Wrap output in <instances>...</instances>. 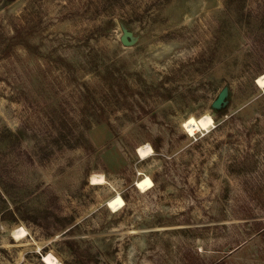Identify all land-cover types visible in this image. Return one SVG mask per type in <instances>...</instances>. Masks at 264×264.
I'll list each match as a JSON object with an SVG mask.
<instances>
[{
	"label": "rangeland",
	"instance_id": "374dc122",
	"mask_svg": "<svg viewBox=\"0 0 264 264\" xmlns=\"http://www.w3.org/2000/svg\"><path fill=\"white\" fill-rule=\"evenodd\" d=\"M262 11L0 0V264H264Z\"/></svg>",
	"mask_w": 264,
	"mask_h": 264
},
{
	"label": "clouds",
	"instance_id": "9594fccd",
	"mask_svg": "<svg viewBox=\"0 0 264 264\" xmlns=\"http://www.w3.org/2000/svg\"><path fill=\"white\" fill-rule=\"evenodd\" d=\"M255 83L261 88L264 89V74H261L257 77ZM210 126H214L213 118L210 115L202 116L198 121L195 116L190 117L183 125V127L189 132V134H194L201 129H208ZM136 152L141 159H144L154 153V148L150 143H144L137 147ZM90 182L93 184L96 183H105V175L103 172L100 173H93L90 177ZM141 189L145 187H151L152 181L151 178L145 176L143 181L138 185ZM122 204V200L120 199L119 194H117L115 204L116 205ZM21 233L23 234V229H21ZM45 264H60V262L53 257L51 253L47 257H45Z\"/></svg>",
	"mask_w": 264,
	"mask_h": 264
},
{
	"label": "bare ground",
	"instance_id": "6f19581e",
	"mask_svg": "<svg viewBox=\"0 0 264 264\" xmlns=\"http://www.w3.org/2000/svg\"><path fill=\"white\" fill-rule=\"evenodd\" d=\"M190 117H192V116L187 117V118L182 122V128L184 129V131H185L188 135L192 136V135L196 134L197 132H201L202 129H201L200 131L195 132L194 134H189V132L183 127V125H184V123H185ZM198 120H199V119H197V121H198ZM96 184H102V183H96ZM21 229H23V234L21 233ZM11 235H12V237L15 238V239H21V238H24L25 236L28 235V231H27V229L24 228L23 226H18V227H16V228H14L13 230H11ZM48 255H49V253L44 254V255L42 256V262H43L44 264H45V257H47ZM53 257H54L55 259H57L55 256H53ZM57 260H58V259H57Z\"/></svg>",
	"mask_w": 264,
	"mask_h": 264
},
{
	"label": "water",
	"instance_id": "95a60500",
	"mask_svg": "<svg viewBox=\"0 0 264 264\" xmlns=\"http://www.w3.org/2000/svg\"><path fill=\"white\" fill-rule=\"evenodd\" d=\"M122 43H123V45H127L128 44V41H127V39L125 37L122 38ZM223 98H224V94L223 93H220L218 95V97L216 98L215 102H214L215 105H220L221 102L223 101Z\"/></svg>",
	"mask_w": 264,
	"mask_h": 264
},
{
	"label": "trees",
	"instance_id": "16d2710c",
	"mask_svg": "<svg viewBox=\"0 0 264 264\" xmlns=\"http://www.w3.org/2000/svg\"><path fill=\"white\" fill-rule=\"evenodd\" d=\"M262 13H263V17L260 16V17H261V18L259 19V22H260V23H261V22L264 23V12L262 11ZM261 15H262V14H261ZM262 25H263V24H262ZM263 28H264V25H263ZM263 35H264V33H263ZM260 39H261L260 37H256V41H257V40L260 41ZM78 137L83 138L81 134H78Z\"/></svg>",
	"mask_w": 264,
	"mask_h": 264
}]
</instances>
